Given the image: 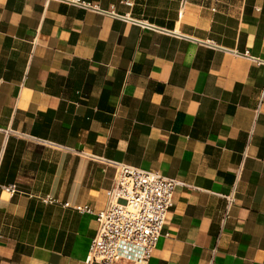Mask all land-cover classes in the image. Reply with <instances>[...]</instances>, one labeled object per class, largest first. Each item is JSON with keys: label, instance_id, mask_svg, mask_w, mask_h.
I'll list each match as a JSON object with an SVG mask.
<instances>
[{"label": "crops", "instance_id": "crops-1", "mask_svg": "<svg viewBox=\"0 0 264 264\" xmlns=\"http://www.w3.org/2000/svg\"><path fill=\"white\" fill-rule=\"evenodd\" d=\"M82 1L0 0V264H87L110 162L179 183L146 264H264V0Z\"/></svg>", "mask_w": 264, "mask_h": 264}, {"label": "built area", "instance_id": "built-area-1", "mask_svg": "<svg viewBox=\"0 0 264 264\" xmlns=\"http://www.w3.org/2000/svg\"><path fill=\"white\" fill-rule=\"evenodd\" d=\"M84 9L92 5L82 0H60ZM115 168L107 207L96 213L98 228L92 239L87 264H146L163 236L167 217L174 205L178 182L158 172L145 171L124 163ZM12 196L16 186L5 189ZM46 203L54 202L47 198ZM81 213L94 214L89 206H77ZM132 247L138 256L127 253Z\"/></svg>", "mask_w": 264, "mask_h": 264}]
</instances>
